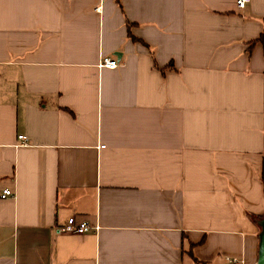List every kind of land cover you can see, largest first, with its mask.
Returning <instances> with one entry per match:
<instances>
[{
  "label": "crops",
  "instance_id": "1",
  "mask_svg": "<svg viewBox=\"0 0 264 264\" xmlns=\"http://www.w3.org/2000/svg\"><path fill=\"white\" fill-rule=\"evenodd\" d=\"M263 188L264 0H0V264H257Z\"/></svg>",
  "mask_w": 264,
  "mask_h": 264
},
{
  "label": "built area",
  "instance_id": "2",
  "mask_svg": "<svg viewBox=\"0 0 264 264\" xmlns=\"http://www.w3.org/2000/svg\"><path fill=\"white\" fill-rule=\"evenodd\" d=\"M250 3V0H235V4L237 9L242 10L246 7L247 4ZM98 68H106V69H116L118 67V63L111 58L102 57L98 62ZM18 140L26 141V138L23 136H18ZM13 194L10 190H4L1 194L2 198L11 197ZM90 230L88 224L84 221H77L74 217H71L67 220L65 226L61 227L58 231L61 234H71V235H82ZM235 260L229 261L234 262Z\"/></svg>",
  "mask_w": 264,
  "mask_h": 264
},
{
  "label": "water",
  "instance_id": "3",
  "mask_svg": "<svg viewBox=\"0 0 264 264\" xmlns=\"http://www.w3.org/2000/svg\"><path fill=\"white\" fill-rule=\"evenodd\" d=\"M262 225V232L260 235V253L257 264H264V222Z\"/></svg>",
  "mask_w": 264,
  "mask_h": 264
},
{
  "label": "trees",
  "instance_id": "4",
  "mask_svg": "<svg viewBox=\"0 0 264 264\" xmlns=\"http://www.w3.org/2000/svg\"><path fill=\"white\" fill-rule=\"evenodd\" d=\"M263 191H264V188H263Z\"/></svg>",
  "mask_w": 264,
  "mask_h": 264
}]
</instances>
